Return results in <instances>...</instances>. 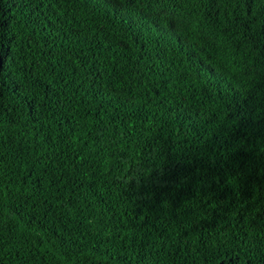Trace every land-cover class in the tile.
<instances>
[{"label":"trees","instance_id":"1","mask_svg":"<svg viewBox=\"0 0 264 264\" xmlns=\"http://www.w3.org/2000/svg\"><path fill=\"white\" fill-rule=\"evenodd\" d=\"M0 264H264V0H0Z\"/></svg>","mask_w":264,"mask_h":264}]
</instances>
